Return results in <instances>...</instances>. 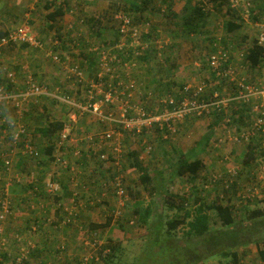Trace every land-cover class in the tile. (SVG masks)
I'll list each match as a JSON object with an SVG mask.
<instances>
[{
  "label": "rangeland",
  "instance_id": "1",
  "mask_svg": "<svg viewBox=\"0 0 264 264\" xmlns=\"http://www.w3.org/2000/svg\"><path fill=\"white\" fill-rule=\"evenodd\" d=\"M56 1L59 2V0ZM197 1L177 0V3H172L170 8H166L162 4L158 5V3H153L152 1V4L158 9L152 5L147 12L137 13V16L140 18L138 27L143 38L142 40L146 39L144 41L148 44L149 49H152L147 61L141 62L142 60L139 61L137 59L138 65L135 73L139 72L138 75L145 84L139 82L137 79L140 90L149 87L161 96L167 90V87L176 88L184 83L194 84L205 80L208 97L214 90L219 92L218 89H221L225 94L226 91H231L232 87L230 83L215 77L208 67L207 57L214 50L222 47L229 49L233 56L238 53H245V50L251 45L252 41L256 40L259 30H264V15L262 17L258 15L260 12L259 8L264 0H229L230 4L228 6L231 10H228V12H225L226 5L213 8L211 3L202 1L205 10L208 11L205 26L199 28V31L196 33H190L183 28L180 31V29L176 28V24H174V21L179 22V18L175 19V17L181 16L186 12L184 10L185 5H193ZM44 3L43 0H0V30L4 31V27L6 26H9L8 29H10V27L13 28L25 23L28 24L32 35L35 37V45L28 44L11 47L0 57V61L2 60V66L16 71V80L20 84H22L25 76L28 74L32 75L38 83L43 82L46 85L54 86L55 84L59 85L61 82H64L62 85H59L57 93H67L73 99L81 100L80 95L83 94V90L78 86L76 90L74 89L78 84L73 81L71 82L65 76V73L61 74L60 67L62 66L60 62H53L51 55L54 52V46L56 50L60 48V42L66 43L64 46L67 47L66 50L68 51H60L62 55L61 61L64 60L69 63L78 64L86 71V79L90 78L93 69L87 68L84 64L82 54H89L91 49L100 45L103 40L97 38L85 22L84 24L79 23L78 17L86 19L89 16L88 7L90 6L94 7L95 13L100 17H108L109 14H104V8L108 7L109 4L101 0H70L69 11L57 19L53 28H49L45 15L50 9L43 7ZM170 10L173 12L170 13ZM172 13H176V15H172ZM256 14L257 18L253 19L252 15ZM227 19L228 21L235 19L237 22H240L241 27L231 32L227 31L225 24ZM104 23H106L105 18ZM143 35L147 37L144 38ZM57 36L61 37L60 42H57ZM104 37L106 40H114L115 37L114 32L107 26L104 31ZM234 51L238 53L235 54ZM234 59L242 62V59L235 57ZM44 69L51 70L50 76L43 72ZM248 69L253 79L259 76L258 78L264 80V74H260L259 72L258 75V71ZM53 70L59 72V74H54ZM245 72L248 74L247 70ZM245 72L243 71V74ZM58 77H60L61 82H57L58 79H55ZM63 77H65L66 81L63 80ZM51 92L55 93V89ZM42 102L46 104L44 105L47 109L46 113L40 105ZM148 102H151V100H148ZM32 104L34 105L31 106ZM236 106L230 105L229 108L226 107L228 109L227 112L224 110L218 112L213 110L203 115L208 119L209 115H213V112L218 113L217 118L221 122L215 124V128L219 129L220 136L216 137L214 135L213 140H209L208 142L202 139L197 147L203 153L202 157L205 159L206 167L210 163L217 164L215 171H211L214 167H208L210 173L208 171L206 173V168L203 169L205 172V176L201 177V179H204L203 187L205 189L212 187L205 197L206 201L208 202L209 200H214L215 197H219L221 203L226 204V200L229 197V202L237 206L233 210L235 221L237 223L242 222L243 225H249L256 218H264V215L261 216L262 214L257 212L264 209V204L257 202V207L254 208L252 203L249 202L257 194H263L264 196V184H262L264 183V155H261L262 149H264L262 147L264 146V142L259 143L262 140L258 138V135L264 137V130H256L250 138L243 139L241 135L243 131H246L250 127L255 114L249 109L248 115L249 118L252 117L251 122L246 123L244 119L241 120L242 117L238 121H233L235 117L233 112H237L236 118L241 113V105L239 104L238 108ZM24 107L27 111L31 109L33 113L31 123H29L30 126H28L30 129L32 126L37 127L45 123V117L48 119L50 116L51 119H54L57 118V114L64 117V122L70 124V139L68 138L63 141L61 145L67 143L66 146L68 148L66 149L72 148L71 156L73 157L79 155H76L73 148H81L78 146L80 137L91 134L90 132H100L104 128L95 119L92 120L94 115L88 112L82 113L75 120L77 119L78 121L79 119L88 117L92 121H95L96 125H94V128L90 127L92 130L85 131L84 124L88 125L86 120L85 123L78 124L81 126L80 129L76 126L75 121H70L69 117H67V114L73 113V111L64 103H60L49 95L40 97L36 101L32 100ZM22 111H24V108L20 110V112ZM9 113H12L11 117L14 118L18 111L9 108L6 114L8 115ZM88 114L91 116H88ZM227 118H229V121L226 120ZM198 119L200 120V117ZM201 121L198 126L194 127L195 133L193 136L195 140L202 135L206 123H210L203 117H201ZM223 125L224 127H222ZM219 127H222L223 131ZM182 132L180 124L177 125V130L167 137H163L162 131L152 128L149 132L150 135H146L144 139L151 145V152L145 151V146L141 143L142 139L139 140L137 137L126 134L127 138L123 140L120 154L111 152L107 144L101 145V151L102 153H107V157L103 161H100L96 158L90 159L91 156L87 155L89 159L87 161L88 167L75 163L71 164L72 161L70 159L66 157L62 158L61 156L63 155L59 153L57 142L55 148L58 151L54 154L58 158V160L55 159L57 165L51 162V160L50 163L53 166L50 169L47 168L44 173L41 174L39 172V167H31L30 169L32 170H29L30 166L27 164L23 168L18 169L19 173L13 169L16 177L14 179L15 181H20V189L21 187L22 189L18 193V191L12 190L13 187H9V193L14 197V202L11 203V208L13 207L11 214L13 213L14 216L18 215L20 221L25 216L28 219L26 226H20L16 230V232L21 233L19 237L24 239V241L16 240L13 243L16 250L15 254L19 252V245L22 243H24V247L33 249L35 244L33 240L34 234L36 233V237L38 238H43L46 232L48 233V237H45V242H47L46 254H50L48 261H44V263L38 261L29 264H104L100 257L104 253L103 249L107 238H112L113 242H118L121 246V250L116 252L118 258H115L114 261H140L143 264L146 247L142 245V242L147 235L149 227L146 228V225L145 227L137 221V218L132 213V203L136 198L141 200L143 205L150 203L153 208L150 222L153 224L159 218V215H161L162 221L165 222L166 217L171 218L175 213L179 212L177 208H170L164 202V198H167L168 194L184 196L186 194V197L190 199L192 183L186 177V180L184 177H181V180L173 177L177 159L183 154L187 158L195 154L194 150L190 148L185 150L186 147L188 148L187 142H184L183 145L180 144L181 139L178 137ZM43 140L44 138L39 134L34 136V142L38 146L43 143ZM249 143L255 144L257 150L256 160L254 163V160L250 163L251 166L243 167L241 161L245 157ZM86 144L84 142L85 147L82 145L85 152L87 151ZM218 149H221L223 153ZM214 150L217 152L218 157H220L219 163L214 159V153H212ZM101 151L98 150L97 152ZM129 151H136L137 159L141 160L143 165L147 167L149 175L156 176V179L146 188L142 186L139 179V171L128 166L130 159L128 157ZM61 159H65L66 163H61ZM69 165L71 166L69 167ZM65 167L66 171L70 174L67 178L63 176L56 177L54 175L55 172L63 174L64 172L60 171ZM87 169L89 170L88 173L86 172ZM114 173L120 175L123 179L122 184L126 189V199L123 205L119 204L115 192L109 186L110 177ZM169 179L172 180L170 181ZM30 181L40 186L37 187L36 192L30 188L23 189V186L27 185ZM49 181L59 184V189L53 194H48L43 189L44 185ZM230 182L236 184V194H226L223 192L226 185L230 184ZM87 183L91 185V198L84 193L89 191ZM213 183H215V186ZM161 185L164 190L158 192V188ZM42 192H45L46 195L42 196ZM23 199L26 202H23ZM220 199L217 201H220ZM247 199L250 200L247 201ZM192 205V200L190 199L186 206L192 207ZM70 210L72 214L68 215ZM79 213L80 215L78 216ZM253 216L255 217L252 218ZM108 217H112V220L107 226L92 229L93 227L89 225L92 222L94 224L103 223ZM34 223L38 224L37 232L39 233H31L33 234L31 238H26L27 233H30V226ZM120 223L123 225V228L117 226ZM210 225L211 229L222 227L215 214L210 218ZM2 227L1 233L3 236H6L5 231L8 230V225L2 224ZM49 228L52 230L51 233H49ZM183 228V226L178 228L179 234H181ZM22 232L24 233L23 235ZM12 235H14V232L9 234V236ZM259 238H264V226L260 229L258 235L252 234L250 239ZM71 243H73L72 250H70ZM259 243H257V246L261 247ZM10 245L12 246V242ZM250 245L252 249L249 248L250 251L247 253L243 251V247L235 248L238 253L237 262L235 263L229 257L213 256L198 264H246L245 261H259L257 255L258 248L254 244ZM6 251L8 253L7 249ZM64 256L69 257L68 261L65 260ZM160 261H162V257ZM26 262L28 264V261H23V264H26Z\"/></svg>",
  "mask_w": 264,
  "mask_h": 264
},
{
  "label": "built area",
  "instance_id": "2",
  "mask_svg": "<svg viewBox=\"0 0 264 264\" xmlns=\"http://www.w3.org/2000/svg\"><path fill=\"white\" fill-rule=\"evenodd\" d=\"M115 18L122 19L120 28V38L117 42L105 45L100 48L95 47V70L93 77L86 79L84 70L76 63L61 61L60 50H54L51 55L52 61L59 63L64 69L65 76L77 83L83 90L80 95L81 100L73 99L70 94L60 95L57 92L48 91L46 85L35 81L30 74L26 75L22 85L16 80V71L12 68L2 66L0 61V247L5 250L9 245L5 236L2 235V224L11 214L13 207L11 203L13 196L9 193V186L13 174V159L18 157L19 152L23 156L35 154L37 145L31 142L32 135L27 132L26 123L23 121L20 110L27 106L29 102L36 101L40 96L55 97L60 103H64L73 113L69 114L70 121L82 113H92L95 119L101 122L105 128L96 134H86L85 142L88 144L86 150L96 154V159L103 161L107 153H96L98 146L106 143L111 152L120 154L122 147L118 137L123 133L138 135L143 130L149 133L152 128L163 132V137L169 136L177 130V125L187 116H202L210 111H221L227 103H237L235 105L248 106L253 111L250 127L243 131V139L250 138L256 130H264V81L250 80L245 72L247 66L239 64L237 68L228 64L230 60V50L220 48L214 50L207 57V63L215 77L231 83V91H226L220 96L214 90L208 97L206 94V81L190 84L184 83L176 88H169L168 91L159 96L151 88L140 90L138 87L135 70L138 65L137 57L148 48V44L139 38V29L130 25L129 17L124 14H116ZM256 42L264 46V30H259ZM35 45V37L32 35L28 24L22 23L18 26L5 30L0 34V57L5 51L14 46ZM247 53H238V59ZM246 62H248L246 60ZM239 71V72H238ZM243 71L245 74H243ZM58 90V89H57ZM143 93V95H141ZM151 100V102H148ZM9 108L18 111L16 117H8L6 112ZM78 110V111H77ZM5 112V113H4ZM229 121V118L226 119ZM70 123V122H68ZM70 124L64 122L62 130L59 132L61 143L67 140ZM27 134V135H26ZM68 137V138H67ZM23 138L25 142L22 147L19 143ZM70 139V138H69ZM146 152L152 149L148 143ZM76 155L79 149L74 150ZM58 160V158H56ZM60 160V159H59ZM61 163H66L61 159ZM117 164V163H116ZM3 172L6 174L1 176ZM32 173V172H31ZM13 176V177H12ZM115 194L119 204L123 205L126 193L122 188L120 175H115ZM18 180V179H17ZM2 181V182H1ZM59 189V184L49 181L44 185V190L48 194H53ZM71 210L68 215H71ZM74 215V213H73ZM113 217V213H112ZM38 224L30 226L29 231L35 233ZM29 248L20 246L16 256V262L27 257ZM86 260V258H84ZM0 264H5L0 255Z\"/></svg>",
  "mask_w": 264,
  "mask_h": 264
},
{
  "label": "trees",
  "instance_id": "3",
  "mask_svg": "<svg viewBox=\"0 0 264 264\" xmlns=\"http://www.w3.org/2000/svg\"><path fill=\"white\" fill-rule=\"evenodd\" d=\"M45 3L43 7L50 9L45 17L47 19V25L49 28H53L55 26V22L57 19L61 18L66 12L69 10V4L70 0H59L57 2L56 0H43ZM102 2H107L109 5L105 9L104 8V14H111L108 17H104L106 19V23H104V18L100 17L95 13V9L93 6L88 7L89 16L86 19L78 17V22L81 24H84V22L89 26L90 29H92L93 33L96 35L97 38L100 40H103V42L98 45L100 48L104 47L105 45L114 44L118 41L120 38V28L122 19L115 18L116 14H124L127 17H129L130 25L136 26L139 29V21L140 18L137 16V13H145L147 12L150 7H152V1L153 0H101ZM158 1L159 4H164L166 8H170L171 0H154ZM203 2L211 3L213 8H217L222 5H226V11L231 10V8L228 6L230 4L229 0H198L197 3L193 5H185L184 10L186 12L180 16L181 21L176 24V28L180 29L183 28L185 31H188L190 33H196L199 31V28H202L205 26V21L208 16V11L205 10ZM157 3V2H155ZM260 12L258 15L261 17L264 15V2L262 3L261 7L259 8ZM87 11V7H86ZM173 12L170 10V13ZM175 13H172L174 15ZM238 18V17H237ZM253 19L257 18L256 15H252ZM226 29L227 31L231 32L241 27L240 22H237L235 19L226 21ZM106 26L109 27L114 32V40H106L104 37V31L106 29ZM140 31V29H139ZM5 31L0 30V34H3ZM140 32H138L139 35ZM143 37H147L144 36ZM57 42L61 41V37L57 36ZM139 38H142V35L140 33ZM60 39V40H59ZM59 40V41H58ZM146 41V39H144ZM142 40L143 42H145ZM257 40H253L251 45L247 48L246 53V59L250 65V67H257L264 63V46L257 44ZM64 42L59 43V47L56 50L60 51H68L66 50V46H64ZM149 46L147 49H145L142 54L137 57V59L141 62L147 61L149 58V54L152 51ZM55 50V46H54ZM95 50L91 49L89 54L83 55V62L86 63L87 68H91L95 70L96 61H95ZM62 58V55H60ZM92 71V76L93 77ZM85 77H86V71H84ZM87 78V77H86ZM243 112H248L249 108L247 106H242L240 108ZM47 112V110H45ZM240 116L238 115L237 119H239ZM45 123L42 125V127H35L33 130H30V128L27 126V132H30L29 134L32 135L31 142L34 143V136L39 134L44 138L43 143L41 145H37V150L35 154H26L27 156H23L21 152H19L18 157H14L13 159V169L18 172V169L23 168L26 164L29 165V170L31 167H39L41 166L42 169L39 167V172L42 174L45 172V167L47 165V162L44 161V156L47 157L51 162L55 163L57 165L55 159V145L60 139L59 132L63 128V121L54 120V119H45ZM158 130V129H156ZM147 130H143L138 135L133 134H127L128 136H135L137 139H145L146 135L148 136V133H146ZM212 134V126L209 127L208 132L205 133L203 140L206 142L208 141L209 137ZM27 135V134H26ZM121 137H118L119 144L122 147L123 141L121 140ZM68 138V137H67ZM49 141V142H48ZM25 142V138H23L18 144L19 147H22V143ZM48 142V143H47ZM102 143L100 146H98L96 153H102L101 145L108 144ZM62 144V143H61ZM67 144V143H66ZM60 145L59 147V153H62V149L68 148V146ZM148 143L146 140H143V146H146ZM108 146V145H107ZM109 147V146H108ZM79 147H75L74 149H78ZM61 149V151H60ZM72 149V148H71ZM71 149L70 150L71 152ZM100 150L101 152H97ZM152 150V149H151ZM150 150V152H151ZM261 152V151H260ZM137 152L136 151H129L128 157L129 163L128 166L136 169L139 171V179L142 183V186L146 188L148 185H151L152 181L156 179V176H150L148 169L146 166L143 165L141 160L137 159ZM256 147L255 144L249 143L247 146V150L245 153V157L243 158L242 162L245 166H249L250 163L256 158ZM261 154V153H260ZM87 155H90V159H95L96 154H94L92 151H83V148L79 149V155L74 156V159L72 163H75L77 165L86 166L87 161L89 160ZM62 158L65 156H61ZM87 160V161H86ZM71 165H69L70 167ZM203 168V164L201 160L197 157H194L191 159V157H184V154L177 159L175 163V168L173 172V177H186L189 182L193 183L196 180V176L199 173L200 169ZM64 170V169H63ZM13 171V170H12ZM34 172V170H33ZM19 173V172H18ZM14 174V173H13ZM6 175L4 172L1 176ZM115 175H118V173H114L110 177L109 186L113 189L115 192ZM13 177V176H12ZM170 181L172 179H169ZM219 180V179H218ZM216 180V181H218ZM107 179L105 180L106 183ZM123 183V179L120 180ZM215 181V180H214ZM225 181V180H224ZM2 182V181H1ZM12 184L9 186L10 188L13 187L12 190L15 192L21 191L20 189V181H15V179H12ZM31 182V183H30ZM27 183V185L23 186V189H34L35 192L37 191V187H40L39 185H36L35 182L30 181ZM19 183V184H17ZM123 186V184H122ZM236 184L234 182H230V184H227L225 189L223 190L226 194H236ZM124 191H126L125 187H122ZM44 189V187H43ZM153 190V189H152ZM161 190H164L162 185L158 188V192ZM45 191V190H44ZM209 190L205 189L204 187L198 188L197 186H192L191 189V196L190 199L192 200V207L186 206L187 202L190 200L188 197L184 195L179 194H168L167 198L165 199V203L170 208H177L178 213H175L171 218L166 217L165 222L162 221L161 215H159V218L151 224V213H152V205L150 203H147L146 205H143L142 201L139 199H134L132 205H133V215L137 218V221L142 224L146 225L145 227L148 228L147 235L145 236L144 241L142 242V245H145L146 251H145V257H144V263L143 264H198L199 262H203L205 259H208L213 256H220L222 258H230L232 262H237L238 253L237 250H235L236 247H243L244 245L248 244L249 242H255V243H261L262 247L257 250V253L259 255V258L264 261V238L259 239H250L251 235H258L260 232V229L264 226V218L251 221L249 225H243L242 222L237 223L235 221L234 217V205H232L228 197L226 200V204L221 203V199L219 197H215L212 202H207L203 200L201 197L202 193H208ZM38 194V193H37ZM45 192H42V196H45ZM41 196V195H40ZM176 197V198H175ZM58 199V198H56ZM220 199V201H217ZM250 199H247V201ZM194 206V207H193ZM259 214L264 215V209ZM262 212V213H261ZM256 213V212H254ZM215 214V216L218 218L221 228L218 229H211L210 225V218L211 216ZM164 215V214H163ZM253 216L252 218H254ZM10 218V217H9ZM112 217H108L103 223L94 224L89 223L90 226H92V229H95L97 227H104L111 223ZM7 225V224H6ZM119 228H123V225L117 224ZM184 227L181 231V234H179V227ZM259 229V230H256ZM17 229H14V235H12V238L14 241L23 240L19 237L21 235L20 232H16ZM255 230V232H254ZM12 232V233H13ZM257 232V233H256ZM6 236H8L7 241L9 240V234L10 232L8 230L5 231ZM24 233L22 232V235ZM245 236H247L245 238ZM19 245V244H18ZM8 250V246L6 247ZM3 250L2 247H0V255L2 256L3 260L5 261L7 255V251ZM45 249V248H44ZM104 253L101 255V259L104 264H141L140 261H114L115 258H118L117 251L121 250L120 243L113 242L112 238H107V242L105 243L104 247ZM31 250L28 251V255H30ZM11 254V253H10ZM18 254V253H17ZM17 256V255H16ZM162 257V261L161 260ZM16 260V257H15ZM13 261V264H23V261H27L28 257L22 258L21 262ZM126 260V259H124ZM27 264V262H26Z\"/></svg>",
  "mask_w": 264,
  "mask_h": 264
},
{
  "label": "crops",
  "instance_id": "4",
  "mask_svg": "<svg viewBox=\"0 0 264 264\" xmlns=\"http://www.w3.org/2000/svg\"><path fill=\"white\" fill-rule=\"evenodd\" d=\"M155 2H157L158 3V1H154L153 0V3H155ZM172 3H177V0H171V2H170V4H172ZM152 5H154V4H152ZM158 5H159V3H158ZM162 5H164V4H162ZM155 6V5H154ZM165 6V5H164ZM247 6V5H246ZM245 6V7H246ZM156 7V6H155ZM244 7V8H245ZM157 8V7H156ZM158 9V8H157ZM175 12H178V11H175ZM237 14V13H236ZM174 15H176V13L174 14ZM176 18H179V22L181 21V19H180V15L178 16V17H175V19ZM227 21H228V19H227ZM168 22H170V21H168ZM175 23H177L176 21H174V24ZM205 24H206V21H205ZM9 28V26H6V27H4V31L5 30H7ZM11 28V27H10ZM230 52V51H229ZM235 52V54L236 53H238L237 51H234ZM231 53V52H230ZM246 54L244 55V56H242L241 58H242V62H240V61H236L235 59H234V57L235 58H238V54H236V55H232V53L230 54V60H229V62H228V64H230V65H232V66H234V68H237L238 66H239V64H243V66H247V68H246V70H247V72H248V77H247V79H248V81H250V80H261V81H264L263 79H261V78H258L259 76H257V78H255V79H253L252 78V76L250 75V73H249V69L248 68H250V69H252L253 71H258V75H259V72H260V74H264V67H262L263 65H264V63L262 64V65H260V66H257V67H250V65H249V63L248 62H246ZM208 64V63H207ZM85 65H86V63H85ZM237 66V67H236ZM209 67V66H208ZM63 68L62 67H60V72H61V74H64L63 73ZM43 72L45 73V74H47L48 76H50V73H51V70L49 69V71H48V69H44L43 70ZM53 72H54V74H59V72H56L55 70H53ZM239 72V71H238ZM138 73L139 72H136L135 73V76H136V78L138 79V81L139 82H142L143 84H144V82H143V80L141 79V77L138 75ZM61 76V75H60ZM56 80H57V82H61L60 81V77H58V78H55ZM45 80V79H44ZM63 80H65V77H63ZM35 81H36V79H35ZM66 81V80H65ZM222 81H225V82H227L226 80H222ZM38 82V81H37ZM62 83H64V82H61V84H59V85H62ZM40 84H44V85H46V83H40ZM195 84V83H194ZM231 84V83H230ZM22 84H20L19 83V86H21ZM59 85L58 84H55L54 86L53 85H46V87H47V89H48V91H52V90H54L55 89V92H57V89H59ZM145 85V84H144ZM148 85V84H147ZM168 85H170V83H168ZM169 90V87H167V90L166 91H168ZM219 90V94H220V96H223V90L221 91V89H218ZM165 91V92H166ZM164 92V93H165ZM60 95H64V93H61L60 92ZM141 95H143V93L141 94ZM40 97H46V96H40ZM39 97V98H40ZM235 104H237V103H232V104H230L229 102L227 103V105L224 107V109H222V110H224L225 112H227L228 111V109L227 108H229L230 107V105H235ZM34 104H32L31 106H33ZM40 105L42 106V108H43V111H45V110H47L46 109V107L44 106V105H46L44 102H42V103H40ZM227 107V108H226ZM248 107V106H247ZM236 108H238V106H236ZM249 108V107H248ZM41 109V108H40ZM8 111V110H7ZM240 119H241V117H242V119L241 120H245V122L246 123H248V122H251V119H252V117L251 118H249V115H248V112H243L241 109H240ZM46 113V112H45ZM234 114H235V117H234V120L233 121H238V119L236 118V113L237 112H233ZM10 114V115H9ZM7 116L8 117H10L11 118V115H12V113H9ZM85 114V113H84ZM21 115L23 116V119H24V122L28 125V126H30V124L29 123H31V116L33 115V113H32V110L31 109H29L28 111L26 110V108L24 107V111H22V113H21ZM38 115H39V113H38ZM82 114H79L78 116H77V119L81 116ZM226 115V114H225ZM57 116V118H54L55 120H59V121H64L65 119H64V117L63 116H61L60 114H57L56 115ZM88 116H91V115H89L88 114ZM217 116H218V113L217 112H213V115H209V117H208V119L205 117V116H187V117H185L180 123H178V124H180V126H181V129H182V133L180 134V136L178 137V138H180L181 139V141H180V144H182L183 145V143L184 142H187L188 143V148L186 147L185 148V150H188L189 148L190 149H192V150H194V155L193 156H191V159L192 158H194V157H197V158H199L200 160H201V162H202V164H203V168H201L200 169V171H199V173L197 174V176H196V180L192 183V186H197L198 188H201V187H203L204 186V184H203V181H204V179L202 178L201 179V177H203V176H205V172L203 171V169L204 168H206V173H207V171L209 170L208 169V167H214V169H212L211 171H215L217 168V164L216 163H210L209 165H208V167H206V165H205V159L202 157L203 156V153L202 152H200V149H198V145L200 144V142H201V140L203 139V137H204V135H205V133L206 132H208V129H209V127L210 126H212V134H211V136L209 137V139H208V141L209 140H213V138L216 136V137H218V136H220L219 134H220V132H219V129H217V128H215V124H219V122H221L220 120H218V118H217ZM67 117H69V114H67ZM200 117V120L198 119ZM201 117H203L204 119H206L207 120V122L209 121L210 123L209 124H207L206 123V126H205V129L203 130V133H202V135H200L198 138H196V140L194 139V127H196V126H198V124L200 123V122H202L201 121ZM30 118V119H29ZM86 118V119H85ZM44 119H46V117L44 118ZM49 119H51V117L49 116ZM77 119L75 120V123L77 124L76 126L77 127H79L80 129H81V126L80 125H78V124H80V123H85V121L87 120V124L88 125H86V124H84V129H85V131L86 130H89V129H91V128H94V125H96L94 122L96 121V122H98L96 119H95V117L92 119V120H94L95 119V121H92L91 119H89L88 117H84L83 119H79L78 121H77ZM90 120V121H89ZM44 124V123H43ZM43 124H41V125H39V127H42V125ZM102 127H104V125L102 124V123H99ZM98 124V125H99ZM91 125V126H90ZM91 127V128H90ZM222 127H224V125L222 126ZM222 127H219L220 129H222ZM35 127H33L32 126V128L30 129V130H33ZM92 130V129H91ZM222 131H223V129H222ZM91 134H95L94 132H90ZM223 133V132H222ZM260 133H261V131H260ZM38 135V134H37ZM148 135H150L149 133H148ZM215 135V136H214ZM133 137H135V136H133ZM125 138H127V135H126V133L125 134H123L122 135V137H121V140L123 141ZM258 138H260V140H262V141H259V143H261V142H264V137L262 136V135H258ZM85 140V138L84 137H80V143H78V146H80L81 148H82V145L85 147V145H84V141ZM140 140V139H139ZM143 138H142V141H141V143L143 144ZM207 141V142H208ZM49 142V141H48ZM47 142V143H48ZM86 143V142H85ZM211 145V144H210ZM209 145V146H210ZM86 146H88V144H86ZM208 146V147H209ZM262 147H264V146H262ZM75 148V147H74ZM73 148V149H74ZM212 148V147H211ZM218 150H221V149H218ZM58 150H57V148L55 149V152H57ZM60 151H61V149H60ZM257 151V150H256ZM259 152V151H258ZM71 153L72 152H70V150H68V149H62V155L63 156H65L66 158H68V159H70L71 161H73L74 159H76V158H74L73 156H71ZM212 153H214V159L219 163V158L220 157H218V155H217V152L214 150ZM221 153H223V151L221 150ZM222 155V154H221ZM261 155H264V149H262V154ZM182 156V155H181ZM180 156V157H181ZM44 161L45 162H47V165H46V167H45V171L47 170V168L48 169H50V167L51 166H53L51 163H50V160L47 158V157H45L44 156ZM222 160V159H221ZM255 160H256V158L254 159V161H253V163L255 162ZM87 161V160H86ZM88 163V162H87ZM241 163L243 164V162L241 161ZM80 165V164H79ZM80 166H82V165H80ZM249 166H251V164L249 165ZM248 166V167H249ZM41 169H42V167L41 166H39ZM84 167H88V164H86V166H84ZM243 167H246L244 164H243ZM61 169V168H60ZM62 171H60V172H64L63 174H61V173H59L58 174V172H55L54 173V175L56 176V177H60V176H63V177H66L67 178V176L68 175H70L67 171H66V167L64 168V170L63 169H61ZM86 172L88 173L89 172V170L87 169L86 170ZM85 172V173H86ZM208 173H210L209 171H208ZM175 177V176H174ZM177 178H179V177H177ZM180 179V178H179ZM181 180V179H180ZM185 180H186V178H185ZM262 184H264V183H262ZM22 185H23V183H22ZM213 185L215 186V183H213ZM212 185V186H213ZM87 186H88V190L89 191H86V192H84L85 193V195L87 194L88 196H90V198H91V185H88V183H87ZM87 186H86V189H87ZM212 188V187H211ZM211 188H209L208 190L210 191L211 190ZM213 190H215V189H213ZM86 195V196H87ZM201 195H203L201 198L203 199V200H205L206 201V199H205V197H206V193H202ZM257 196V197H256ZM256 196H254V198L252 199V200H250L249 202L250 203H252V206H254V208H256L257 207V202H259L260 204L261 203H263L264 204V196H263V194H257ZM16 197V196H15ZM256 197V198H255ZM17 198V197H16ZM15 201H17V200H15ZM213 200H209L208 202H212ZM23 202H26L24 199H23ZM262 206V205H261ZM234 207H237L236 205H234ZM19 212V211H18ZM80 215V213L78 214V216ZM27 223H28V219H27V217L25 216V218H23L22 219V221H20V218H19V216L18 215H12V216H10V218L7 220L6 219V221H5V223H3L4 225H8V231L11 233V232H13V230L14 229H17V228H19L20 226H26L27 225ZM50 227V226H49ZM44 231H45V229H44ZM52 232V230L49 228V233H51ZM37 233H39V232H37ZM54 233H56L55 231H54ZM31 235H33V234H31V232L30 233H27V236H26V238H31ZM62 235H63V233H62ZM7 239H8V236H5ZM45 237H48V233H46L45 232V235L43 236V238H38V237H36V233L34 234V237H33V240L35 241V244H34V247H33V249H31V248H29V250H32L31 252H30V255H29V257H28V264L29 263H32V262H38V261H41L42 263H44V261H48V258H49V255L48 254H46V251H47V247H46V245H47V242H45L46 241V239H45ZM10 239L8 240L9 241V246H8V254L9 255H7V257H6V259H5V264H13V261H14V259H15V257H16V255L17 254H15L16 253V250L14 249V244L13 243H15V241L13 240V238H12V236H10L9 237ZM44 240V241H43ZM23 241H24V239H23ZM12 242V246L10 245V243ZM75 244V243H74ZM250 244H254V246L256 245V248H258V249H260L261 247H262V244L261 243H259V245L261 244V247H258L257 246V243H251V242H249L248 244H246V245H244L243 246V251L245 252V253H247V252H249L250 250H249V248L250 249H252V246L250 245ZM20 246H22V247H24V243H22L21 245H19V248H20ZM73 246V243H71V245H70V250H72V247ZM46 247V249H44L43 250V248H45ZM11 250V254H10V250ZM257 249V250H258ZM257 255H258V253H257ZM55 256V255H54ZM65 257V260L66 261H68V256H64ZM258 257H259V255H258ZM52 258V257H51ZM55 259H56V257H55ZM57 260V259H56ZM52 261V260H51ZM241 261V260H240ZM53 262H56V261H53ZM245 263L246 264H264V261H262L260 258H259V261H245Z\"/></svg>",
  "mask_w": 264,
  "mask_h": 264
},
{
  "label": "clouds",
  "instance_id": "5",
  "mask_svg": "<svg viewBox=\"0 0 264 264\" xmlns=\"http://www.w3.org/2000/svg\"><path fill=\"white\" fill-rule=\"evenodd\" d=\"M80 67H81V66H80ZM81 68H82V67H81ZM82 69H83V68H82ZM84 71H85V70H84ZM63 73H64V70H63ZM34 79H35V78H34ZM88 79H89V78H88ZM69 80H70V79H69ZM70 81H71V80H70ZM54 98H55V97H54ZM55 99H56V98H55ZM56 100H57V99H56ZM98 123H101V122L98 121ZM63 124H64V121H63ZM104 128H105V126H104ZM104 128H103V129H104ZM97 133H98V132H97ZM95 134H96V133H95ZM123 134H125V133H123Z\"/></svg>",
  "mask_w": 264,
  "mask_h": 264
}]
</instances>
